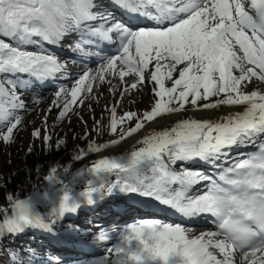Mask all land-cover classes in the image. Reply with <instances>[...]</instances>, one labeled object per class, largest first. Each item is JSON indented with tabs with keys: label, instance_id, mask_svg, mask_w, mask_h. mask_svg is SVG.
Returning <instances> with one entry per match:
<instances>
[{
	"label": "snow or ice",
	"instance_id": "1",
	"mask_svg": "<svg viewBox=\"0 0 264 264\" xmlns=\"http://www.w3.org/2000/svg\"><path fill=\"white\" fill-rule=\"evenodd\" d=\"M114 9L128 18H118ZM70 35L75 40L69 50L94 57L98 66L81 69L71 87L61 84L48 114L55 108L56 119L64 120L88 98L98 101L97 90L105 84L115 93L116 77L125 85L122 97L149 86L152 97L142 114L117 115L111 106L108 130L114 138L89 141L73 160L121 145L157 118L175 114L177 120L143 135L123 154L101 155L73 173L63 167L71 176L67 183L56 165L43 177L42 194L37 189L27 199L7 195V204L0 206V264H62L31 245L5 250L4 240L29 229L92 245L111 242L105 247L111 257L73 264H264V91L259 90L264 0H0V141L13 142L21 130L18 113L28 111L25 90L71 76L46 47H58ZM108 47L115 52L102 55ZM222 106L240 110L195 118ZM48 114L43 133L37 127L31 135L51 150ZM95 130L100 132L98 120ZM64 143L60 139L55 147ZM247 145H256V151H238ZM177 162H200L207 170L182 166L177 171ZM81 184V191L72 187ZM197 185L202 186L198 194L191 191ZM121 194L152 198L185 218L209 215L215 230L192 235L190 227L159 219L122 227L65 223L83 206Z\"/></svg>",
	"mask_w": 264,
	"mask_h": 264
},
{
	"label": "rangeland",
	"instance_id": "2",
	"mask_svg": "<svg viewBox=\"0 0 264 264\" xmlns=\"http://www.w3.org/2000/svg\"><path fill=\"white\" fill-rule=\"evenodd\" d=\"M114 80L115 79L113 78L112 84L119 86L117 88V94L119 95V97H121L120 85L118 82H116V80L115 81ZM127 82L130 83V81H127ZM103 86L105 87V89H104L105 93H103L101 91V89L99 88L97 90V93H98V91L100 92L98 94L99 99H98V101L96 100L95 103L91 102L89 104V105H91V107H89V105H87L86 110H80V107L75 109L78 111V113L81 111L80 116L76 113L75 119H74V117H71V115H73L74 113L69 114V116L62 121L56 119L57 109H55V108H53L52 112L50 114H48L47 109L49 108L50 103L48 102V103L44 104L45 107L42 108V106H43L42 105V102H43L42 99L43 98L39 99L40 102L38 103V106L36 107V109L33 112L35 115L33 114V116H32V113L30 115H28V113L30 111L24 112L26 114H24V117H23L24 119H23V123L21 125V130L18 133L14 132L13 142L4 143V142L0 141V184L1 185L5 184V182H7L11 178V174L14 172V170H16L20 166H22L23 161L25 160V158H24L25 154L28 153V149L30 146L33 149L31 154L34 155L36 158H38V160L40 161L39 164H36V165L43 164V171L45 173H48L50 170V167L54 166V164L60 165L59 162L61 164H64V163H67V161H69V164L67 167H69L70 173H73L77 170H80L81 168H84L85 166H89V165L84 164L85 158L81 161H75V160H73V156L78 154V151L81 148H86L89 141H95L97 144L101 143L103 138L100 136L105 135L106 129L108 130L109 117H110V112L108 111V109L111 106H113V104L111 103V99H112L111 93H108V91H107L109 89L110 85L105 84ZM262 88L264 89V85H262ZM142 91L131 90V92L133 94L130 96H127L124 99V102L121 103V106L117 110V115H122L123 112H125V111H136L139 114H142L143 111L149 110V107H150L149 102L152 99L151 94H150L151 89L149 87H144L142 89ZM50 92H51V90H48V92L45 95L49 94ZM124 97H122V99ZM22 98L25 99L24 94H23ZM113 98H115V94H113ZM92 100H94V99H92ZM25 101L28 102L30 100L26 98ZM29 104L34 105L35 103L30 102ZM100 106H101V108H100ZM204 111L197 112L195 114V118L206 117L205 114L203 113ZM45 114H48L47 128H48V131L51 135L50 143L53 145L51 150H48L44 146V144L41 140L35 139L31 135L32 131L37 127L41 128L42 133H43V131H44L43 118H44ZM169 116H171V119L169 121H167L166 123L161 122V123H157L155 125H150L149 129H148V133L152 132V131H160L164 127H171L176 122L177 116L172 115V114H169ZM183 118H188V117H187V115H185ZM97 120L100 121V132L99 133H97V131L95 130V121H97ZM85 122H86V124H85ZM148 125H146V126H148ZM77 126H78V128H77ZM59 138L64 139L66 144L70 146L68 148V150L62 154L58 153L56 148H55V145L57 144V140ZM110 139H112V137ZM106 140H109V139H106ZM103 141H105V140H103ZM130 149L118 150L113 155L123 154L124 151L130 150ZM25 151H26V153H25ZM90 154H93V153H90ZM62 155H65V158H61ZM108 155H110V154H108ZM89 156L90 155H88L86 158H88ZM64 159L66 160V162ZM184 165H186V167L189 166L188 163H185ZM60 172H61V178L62 179H64V175L71 178L70 175L63 173V168L61 169ZM74 190L75 191L83 190V185L81 184L80 187H78V186L74 187ZM119 204L120 203L117 202V205H119ZM116 206H113V207H115L116 209H120L119 207H116ZM113 207L108 208V210H110ZM68 221H69V219L67 220V222ZM74 222H75V220H74ZM55 240H56V238H55ZM44 246H47V245H44ZM82 256H86V255H82ZM88 259L89 258L80 259V260H88Z\"/></svg>",
	"mask_w": 264,
	"mask_h": 264
},
{
	"label": "bare ground",
	"instance_id": "3",
	"mask_svg": "<svg viewBox=\"0 0 264 264\" xmlns=\"http://www.w3.org/2000/svg\"><path fill=\"white\" fill-rule=\"evenodd\" d=\"M84 57V56H83ZM73 74H71V76H69L70 77V79H69V81H67L68 82V84H67V86L68 87H71V83H72V81H73ZM117 78V77H116ZM116 78H114L115 80H116ZM114 80V81H115ZM108 87V86H107ZM262 87V86H261ZM149 88H150V86H149ZM100 89H101V91L103 92V93H105V87L104 86H102V87H100ZM264 90V89H263ZM131 91V90H130ZM136 91V90H135ZM107 92V91H106ZM143 92V91H142ZM54 93H55V91H53V92H51L50 94H49V98L50 99H53L54 98ZM98 93H100L99 91H98ZM24 94V96H25V99L27 98V99H29L30 101H31V103H33L34 101V98H33V96L32 95H29V94H26L25 92L23 93ZM107 94V93H106ZM138 94V93H137ZM150 94H151V92H150ZM27 95V96H26ZM29 96V97H28ZM106 96V95H105ZM24 98V97H23ZM24 99V100H25ZM39 99H42V98H39ZM43 100V99H42ZM41 100V101H42ZM30 101H28V102H30ZM109 101V100H108ZM135 102V101H134ZM29 107H30V109L32 108V104H27ZM45 107V105H43L42 106V108H44ZM40 108V107H39ZM100 108H101V106H100ZM119 108V106L117 107V109ZM230 110H232V111H236V110H240L239 109V106H232V108L230 109L228 106H222L219 110H205L203 113L205 114V118H210V119H215V118H218L219 116H223V115H227L228 114V112L230 111ZM31 111V110H30ZM121 111V110H120ZM21 112V115H22V117H24V114H26V113H24V111H20ZM23 112V113H22ZM33 114L34 113H32V116H33ZM73 114V113H72ZM35 115V114H34ZM39 117V116H38ZM74 119H75V117H74ZM73 119V120H74ZM171 119V116H169V115H167V116H165V117H163V118H157V122L156 123H150L148 126H146L144 129H142L141 131H140V133H138V134H134L131 138H129L125 143H122L121 145H118V146H113L111 149H106V150H103V152L102 153H100V154H95V153H93V154H90V156L88 157V158H85L84 159V164H86V165H89L90 166V164H91V162L92 161H94V160H96L97 158H99L101 155H108V154H110V155H113L114 153H116L118 150H124V149H130V148H132V146L133 145H135V142H136V140L137 139H139V138H141L143 135H146V134H148V129H149V126L150 125H155V124H157V123H161V122H167V121H169ZM30 120V119H29ZM72 121V120H71ZM76 121V120H75ZM86 124V123H85ZM81 125V124H80ZM77 128H78V126H77ZM112 138H114V137H112ZM110 140V139H109ZM65 162H66V160H65ZM189 164V166H194V163H188ZM82 165V164H81ZM197 169V168H196ZM205 170H207V169H205ZM116 202H120V200H117ZM120 205H117L116 207H119ZM81 210H83V209H81ZM110 212H112V213H115L116 215H123V214H126V212H123L124 210H122V209H116L115 207H113V208H111L110 210H109ZM70 218L71 219H69L70 221L71 220H75V222L76 223H78V224H81V222L80 221H78L76 218H73L72 216H70ZM205 220H207L208 222H211V220H212V218L211 217H209V218H207V219H205ZM207 230H212L210 227H208L205 231H207ZM67 239V238H66ZM62 239H59V238H56V240L54 241L55 242V244L56 245H62V241H61ZM81 252L83 253V254H85L84 253V251L83 250H81ZM73 253V252H72ZM85 259V258H84Z\"/></svg>",
	"mask_w": 264,
	"mask_h": 264
},
{
	"label": "trees",
	"instance_id": "4",
	"mask_svg": "<svg viewBox=\"0 0 264 264\" xmlns=\"http://www.w3.org/2000/svg\"><path fill=\"white\" fill-rule=\"evenodd\" d=\"M36 171L34 158L28 156L22 166L14 170L11 178L5 184H0V206L7 204V195L13 194L17 197L44 184L40 173Z\"/></svg>",
	"mask_w": 264,
	"mask_h": 264
}]
</instances>
